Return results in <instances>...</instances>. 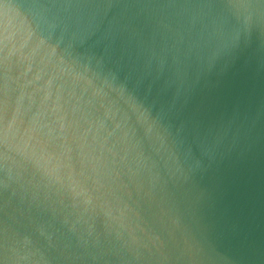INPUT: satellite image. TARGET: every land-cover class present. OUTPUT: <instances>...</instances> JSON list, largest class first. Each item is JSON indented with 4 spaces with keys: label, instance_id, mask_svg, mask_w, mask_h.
<instances>
[{
    "label": "water",
    "instance_id": "1",
    "mask_svg": "<svg viewBox=\"0 0 264 264\" xmlns=\"http://www.w3.org/2000/svg\"><path fill=\"white\" fill-rule=\"evenodd\" d=\"M0 264H264V0H0Z\"/></svg>",
    "mask_w": 264,
    "mask_h": 264
}]
</instances>
